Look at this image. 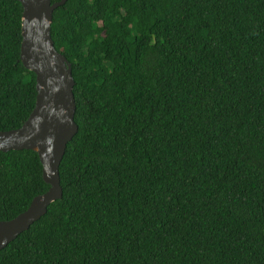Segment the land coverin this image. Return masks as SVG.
Here are the masks:
<instances>
[{
  "label": "trees",
  "instance_id": "trees-1",
  "mask_svg": "<svg viewBox=\"0 0 264 264\" xmlns=\"http://www.w3.org/2000/svg\"><path fill=\"white\" fill-rule=\"evenodd\" d=\"M21 16L0 0V131L36 102ZM50 35L78 128L0 264H264V0H66ZM48 188L36 151H0V221Z\"/></svg>",
  "mask_w": 264,
  "mask_h": 264
},
{
  "label": "water",
  "instance_id": "water-1",
  "mask_svg": "<svg viewBox=\"0 0 264 264\" xmlns=\"http://www.w3.org/2000/svg\"><path fill=\"white\" fill-rule=\"evenodd\" d=\"M17 1L22 6L20 59L35 74L36 102L21 126L0 131V151H36L49 188L35 196L26 210L0 221V250L40 219L50 203L61 198L59 165L78 128L73 120L71 64L56 51L50 35L53 11L66 0Z\"/></svg>",
  "mask_w": 264,
  "mask_h": 264
}]
</instances>
